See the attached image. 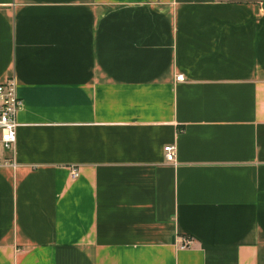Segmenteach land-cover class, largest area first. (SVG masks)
<instances>
[{
    "label": "crops",
    "instance_id": "crops-1",
    "mask_svg": "<svg viewBox=\"0 0 264 264\" xmlns=\"http://www.w3.org/2000/svg\"><path fill=\"white\" fill-rule=\"evenodd\" d=\"M8 79L0 264H264V0H0Z\"/></svg>",
    "mask_w": 264,
    "mask_h": 264
},
{
    "label": "built area",
    "instance_id": "built-area-1",
    "mask_svg": "<svg viewBox=\"0 0 264 264\" xmlns=\"http://www.w3.org/2000/svg\"><path fill=\"white\" fill-rule=\"evenodd\" d=\"M183 76H178V81H183ZM23 101L17 94L14 79H8L0 84V150L12 151L17 142L18 122L17 116L22 109ZM175 145H167L164 148L165 158L168 163L176 164ZM15 167V162L0 156V167ZM74 179L79 177L77 168L71 169ZM193 239L184 238L181 249H188L193 244Z\"/></svg>",
    "mask_w": 264,
    "mask_h": 264
}]
</instances>
